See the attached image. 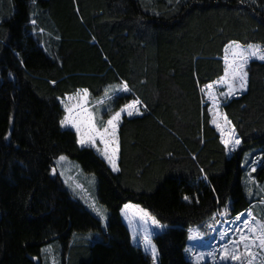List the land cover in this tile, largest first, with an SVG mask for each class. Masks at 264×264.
I'll list each match as a JSON object with an SVG mask.
<instances>
[{
  "label": "trees",
  "instance_id": "1",
  "mask_svg": "<svg viewBox=\"0 0 264 264\" xmlns=\"http://www.w3.org/2000/svg\"><path fill=\"white\" fill-rule=\"evenodd\" d=\"M232 41L264 48V0H0V264H48L47 245L61 264H154L131 242L126 204L159 221L156 264H193L192 228L261 205L243 177L264 179V61H250L247 88L222 102L233 152L203 94ZM84 89L106 98L104 118L140 101L119 124L117 174L60 124L62 100ZM59 156L96 177L105 231L51 176Z\"/></svg>",
  "mask_w": 264,
  "mask_h": 264
},
{
  "label": "rangeland",
  "instance_id": "2",
  "mask_svg": "<svg viewBox=\"0 0 264 264\" xmlns=\"http://www.w3.org/2000/svg\"><path fill=\"white\" fill-rule=\"evenodd\" d=\"M229 44H231V42ZM228 45H226V46H228ZM252 45H258V44H252ZM242 46L246 47L247 45H242ZM261 48L264 49L262 46H261ZM224 50H225V48H224ZM224 55H225V51H224ZM224 55H223V57H224ZM250 61H262V60H259L258 58L253 57L249 60V62ZM223 63H224V59H223ZM247 65L245 67V71H246ZM224 67H225V65H224ZM218 81H216L213 84L214 87L212 89L214 95L217 97L218 104L217 105L212 104V102L209 100V98L206 94V88L204 90V97H205L207 103L209 104V110L211 109V111H209L210 116H211V125L217 130V132L219 133L220 138L222 140L221 132L217 129L216 125L213 123V120H216L218 123L223 124L222 117L224 116V114H223L222 109H221L223 100L231 99V97H234L235 95L241 94L242 92H244V90H238L231 96L223 95L222 93L227 92V85L223 84V83H219ZM82 96H83V90L79 91L75 95L65 97L62 101V105L65 108H66V106L67 107H73L74 111H77L78 109H75V106L77 104H80L83 102ZM90 97L91 96L88 93L87 103L84 104V107L93 114V120L96 123V125H98L99 122L102 119H104L103 115L106 112V110L101 109V110H98L97 112L93 113L89 109V106H88L89 101L92 98V97L91 98ZM136 107L138 108V106H136ZM115 113L116 112L110 113L107 116L108 119H105V123H104L103 127L99 128V129L103 130V128L105 126H107V121L109 119H111V117ZM136 113L137 112L135 110H133V115ZM125 115L129 116L127 114V112H122L121 118ZM120 120H119V122H120ZM65 126L69 127L68 129L76 132L75 128L72 127L70 124L65 125ZM230 127H231V125H230ZM88 145H91V144H88ZM92 146H94L97 149V151H99L100 153H104V144L100 141L99 138L96 139L94 144L92 143ZM238 146H239V144L236 145L235 148H233L231 145H229L227 148H228L229 152H233L234 150H236L238 148ZM251 153H253V152H251ZM250 155L251 154H247V156L244 159L243 164H245V160L248 159L250 157ZM61 157H64L65 159L61 160L60 159ZM258 161H259L258 164L262 163L261 158ZM254 166L256 167L257 164H255L253 161L250 164V169L254 168ZM53 170H55V171H53ZM51 176L52 177L57 176L61 179L66 190L69 192L71 197H73L74 199H77L88 211H90L95 217H97L101 222L102 229L105 231L106 224H107L106 209L99 203V201L97 199L96 177L92 174L84 173L76 161L71 160L70 158H68L66 156H59L54 161V164L51 168ZM243 184L246 188V193H247V196L249 198L253 197L255 193H256V195H257V193H261L264 196V179L261 182H257L254 179H251L249 173H246L243 177ZM251 184H252V186H251ZM255 185H256V187H255ZM92 205H95V209L99 210V214L97 213L96 210H94ZM134 207H136L137 209L134 210V208H125V207L122 208V210H121L122 222L126 226L127 230L130 233L132 244L136 247H141L145 252H148L151 255L150 248L146 249V245L144 243V237H145V235H148L149 239L151 240V244L154 245L152 239L155 235L160 233V231L162 230V227L157 225V224H154L150 219H147V218L142 219L141 210H143L144 212H146V211L139 206L135 205ZM249 211L252 212L253 216H255V218L257 220L264 221V205L254 206L252 208H249V210L247 212H249ZM247 212L244 213V216H242L240 220L236 219L235 221L226 222V223H222V222L229 221L230 219H228L227 217H224V216L218 217V220L215 223V224H220V228L218 230L214 231V229H211L210 226H207L208 227V235H211V237H212L211 238L212 240L208 241L207 243H203L202 240H199V235L202 234L201 233L202 227L196 226V227L192 228L191 231L188 233L186 247L184 250V254H185L186 259L188 261H191L193 264H229V261H223L220 259V256L222 254L221 249L225 245H228L229 247H231V245L229 244L230 239L231 240L237 239V233H236L235 229L238 227H241L243 224V221L245 219H248ZM235 217H233V218H235ZM233 218H231V219H233ZM221 229H222V231H221ZM225 232H227L228 235L222 239L221 236ZM215 236L219 237L218 238L219 243H218V240L213 239ZM190 237H193V238L190 239ZM95 239H99V237L96 236ZM220 240H222V241L220 242ZM155 249H156V247H155ZM241 251H243L242 246H241ZM253 251H259V250L253 249ZM156 253H157V251H156ZM42 254L44 255L43 256L44 261H46L48 264H61L60 255H59V253H57L54 250L52 245H47V246L43 247ZM261 255H264V254H261ZM154 264H156L155 261H154ZM255 264H260V258L259 257H258L257 261L255 262Z\"/></svg>",
  "mask_w": 264,
  "mask_h": 264
},
{
  "label": "snow or ice",
  "instance_id": "3",
  "mask_svg": "<svg viewBox=\"0 0 264 264\" xmlns=\"http://www.w3.org/2000/svg\"><path fill=\"white\" fill-rule=\"evenodd\" d=\"M33 23H35V21H33ZM224 51V74L220 77L218 82L227 85V92L222 94L231 96L236 91L245 90L247 88L248 72L245 71V67L253 57L264 61V49H262L260 45L249 44L245 47L236 41H232L231 44L225 47ZM205 87L209 100L213 105H217V97L212 91L214 85L208 84ZM123 89L125 91L128 90L127 84L123 85ZM87 98L88 90L84 89L82 96L83 102L75 106V109L78 110L74 111L73 107L66 106L65 111L68 114L60 121V124L61 126L70 124L74 127L79 135V143L81 145L86 143L94 144L96 139L99 138L104 144L103 154L105 158L108 159V162L112 165L114 171L118 170L116 167L117 153L119 152L118 138L116 134L117 125L121 119L122 112H127L129 116L133 115V110L137 113L139 112V109L136 106L140 101L134 100L120 111H117L111 119L107 121V126L101 130L94 122L93 114L84 107V104L87 103ZM101 103H103V101H101ZM209 111H211V109ZM222 119L223 124L218 123L216 120H213V123L221 132L222 142L225 147L227 148L231 145L235 148V146L240 143V140L235 138V130L230 127L231 121H229L226 116H223ZM60 159L63 160L65 158L61 157ZM253 171H255V169H253ZM185 199H187V197ZM92 207L99 214V210L95 209V205H92ZM125 207L128 208L131 206L126 205ZM141 215L142 219H150L154 224L159 225V221H157L155 217H151L147 212L141 210ZM242 216H244V213L239 214L236 219L240 220ZM247 216L248 219L243 221L242 226L235 229L237 239H230L229 244L231 247L225 245L221 249L222 254L220 259L223 261H229V264H255L258 257L260 258V264H264V255H261L264 254V221L257 220L251 211L247 212ZM227 235L228 233L225 232L222 234L221 238L223 239ZM191 238L193 237H190V239ZM144 243L146 249L150 248L153 261H155L157 256L156 249L155 246L151 244L148 235H145ZM241 246L243 251H241ZM253 249H258L259 251H253Z\"/></svg>",
  "mask_w": 264,
  "mask_h": 264
},
{
  "label": "crops",
  "instance_id": "4",
  "mask_svg": "<svg viewBox=\"0 0 264 264\" xmlns=\"http://www.w3.org/2000/svg\"><path fill=\"white\" fill-rule=\"evenodd\" d=\"M218 80H220V79H218ZM218 80H216V81H218ZM215 81V82H216ZM215 82H213L212 84H214ZM205 88L206 87H204L203 88V94H204V90H205ZM79 91H81V90H78V91H76L75 93H73V94H71V95H75V94H77ZM71 95H68V96H71ZM68 96H66V97H68ZM236 96H238V95H235L234 97H236ZM234 97H231V98H234ZM91 98V97H90ZM106 100V98H100L99 100H96V99H93V98H91V100L89 101V109L93 112V113H95L97 110H98V106L99 105H101L102 103H101V101H105ZM63 101V100H62ZM61 105H62V102H61ZM138 106V105H137ZM62 108H63V110H64V112H65V115L67 114L66 113V111H65V107L62 105ZM139 113V112H138ZM138 113H136V114H138ZM65 115H64V117H65ZM105 119H108V117L107 118H104V119H102L100 122H99V124L97 125V127L98 128H101V127H103V125H104V123H105ZM121 121V120H120ZM119 124H120V122L118 123V125H117V132H116V134H117V138H118V145H119V136H118V128H119ZM64 128H69V127H66V126H63ZM75 134H76V136H77V143H78V145H79V147H81V148H90V149H92L102 160H104L106 163H107V165H108V167L111 169V171L113 172V173H115V174H117L118 172H119V152L117 153V159H116V167H117V169L118 170H113V167H112V165L108 162V159H106L105 158V156H104V154L103 153H100L99 151H97V149L94 147V146H92V143H86V144H84V145H81L80 143H79V135H78V133L77 132H75ZM236 135V134H235ZM236 138H237V136H235ZM88 144H91V145H88ZM261 205H264V200L262 201V203H260ZM126 205H130L131 207H128V208H134V210L135 209H137L136 207H134L135 205H131V204H126ZM125 205V206H126ZM261 205H259V206H261ZM125 206H123V208L125 207ZM126 208V207H125ZM252 208V207H251ZM249 209H247L246 211H244L243 213H246L247 211H248ZM237 217V216H236ZM236 217L235 218H233V219H230L229 221H224V222H222V223H226V222H231V221H235L236 220ZM216 222H213V223H210L209 224V226L211 227V229H214V231L215 230H218L219 228H220V224H215ZM221 231H222V229H221ZM190 232V231H189ZM202 234L201 235H199V240H202V242L203 243H207L208 241H211L212 239V237H211V235H208V227L206 228V229H202V232H201ZM218 236H215L213 239L214 240H218ZM222 240H220V242H221ZM218 243H219V240H218Z\"/></svg>",
  "mask_w": 264,
  "mask_h": 264
}]
</instances>
